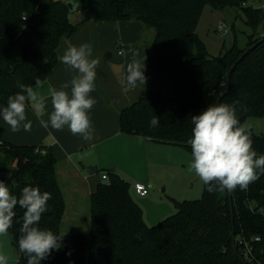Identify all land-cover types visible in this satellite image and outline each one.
<instances>
[{"label":"trees","instance_id":"16d2710c","mask_svg":"<svg viewBox=\"0 0 264 264\" xmlns=\"http://www.w3.org/2000/svg\"><path fill=\"white\" fill-rule=\"evenodd\" d=\"M74 1L85 20L140 21L155 31L154 57L171 80V94L154 89L123 109V132L191 151V116L209 104L234 105L244 124L251 116L264 117V32H258L264 11L245 6L247 0ZM207 4L243 10L252 28L245 45L235 35V44L224 53L208 52L197 33ZM72 13L63 0H0V109L20 91L18 82L33 87L52 73L61 42L79 25L71 20ZM253 45L228 82L232 65ZM153 116L160 118L155 128L150 127ZM249 134L257 155H264V135ZM56 164L53 151L44 145L0 144V181L14 195L27 185L52 195L37 226L63 237L62 247L40 264H264V175L246 190L232 191L234 225L229 191L210 193L205 185L200 199L177 202V213L149 225L130 182L109 169V178L92 193L91 234L65 235L66 203ZM15 211L9 232L19 249L24 210ZM17 264H27L20 250Z\"/></svg>","mask_w":264,"mask_h":264},{"label":"clouds","instance_id":"9594fccd","mask_svg":"<svg viewBox=\"0 0 264 264\" xmlns=\"http://www.w3.org/2000/svg\"><path fill=\"white\" fill-rule=\"evenodd\" d=\"M92 52L88 43L67 47L59 59L75 74L59 89L50 88L48 96L39 91V80L35 89L18 82L20 91L10 95L7 105L0 109V115L10 130L13 133L21 128L31 131L32 121L27 117L31 108L42 128L62 131L67 127L73 135L84 140L92 139L94 127L88 113L97 101L90 94L95 89L96 69L100 64L99 58H91ZM144 70V62L141 63L134 54L127 64L125 88L145 85ZM49 102L50 112L47 110ZM46 115L47 119H44ZM191 122L194 127L188 144L192 160L188 168L208 192L234 191L237 187L246 190L264 175V155H257L248 126L241 123L234 105L209 104L199 114L191 116ZM159 124L160 118L153 116L150 127L155 128ZM51 198V193L41 192L39 187L31 185L23 187L19 196L14 195L9 186L0 181V236L6 235L12 227L15 209H23L18 246L27 257V264H40L52 250L62 247L63 237L37 226L48 211ZM0 264H8V257L2 252Z\"/></svg>","mask_w":264,"mask_h":264},{"label":"crops","instance_id":"0c3cea01","mask_svg":"<svg viewBox=\"0 0 264 264\" xmlns=\"http://www.w3.org/2000/svg\"><path fill=\"white\" fill-rule=\"evenodd\" d=\"M74 23L79 25L61 42L59 55L62 56L70 45L88 43L93 49L91 58L100 60L95 89L90 94L97 103L88 113L94 127L92 139L84 140L73 135L67 127L62 131L42 128L29 108L27 117L32 121L31 131L21 128L13 133L0 115V140L14 145H44L51 149L57 159L56 175L61 189L66 183L76 186L87 182L93 193L105 181L103 175L109 169L129 182L134 180V186L143 183L150 188L156 184L155 170L159 163L169 155L170 149L176 148L174 144L154 142L123 132L120 112L154 89L171 94V80L154 57L155 31L140 21L85 20V14ZM134 54L141 63L144 62L146 83L126 89V68ZM74 74L59 60L47 79L40 82L39 91L48 96L50 88L59 89ZM47 110L51 111L50 102ZM91 166H96L98 171L91 172ZM137 174H143V177H137Z\"/></svg>","mask_w":264,"mask_h":264},{"label":"rangeland","instance_id":"374dc122","mask_svg":"<svg viewBox=\"0 0 264 264\" xmlns=\"http://www.w3.org/2000/svg\"><path fill=\"white\" fill-rule=\"evenodd\" d=\"M63 1L69 2L70 0ZM263 3L264 0H247L245 6L258 8ZM72 14V21L75 22L83 16L84 11L77 9ZM246 21L247 16L240 8L218 9L207 4L201 14L197 33L205 43L208 52L218 56L235 44V35H237L241 45L246 44L247 35L252 33V28ZM222 23L230 26L229 32L225 34L218 32L217 28ZM152 30L154 29L152 28ZM262 31L264 32V24L258 28V32ZM245 124L248 126V131L264 135V117L251 116L246 119ZM174 148L176 149H170L169 155L162 159L157 170H155L157 181L155 185L150 186L148 195L141 196L138 194L134 180L130 182L131 194L142 207L145 221L149 225H156L177 213V202L200 199L203 196L204 184L188 168L192 160L191 151L178 145H174ZM43 152L45 153V150ZM137 177L142 178L143 174H137ZM62 191L66 203V212L62 220L61 232L65 235L78 232L90 235L92 231V193L89 184L83 182L81 185L75 186L66 183ZM0 252L8 257V264H17L19 249L13 244L9 230L6 235L0 236Z\"/></svg>","mask_w":264,"mask_h":264},{"label":"water","instance_id":"95a60500","mask_svg":"<svg viewBox=\"0 0 264 264\" xmlns=\"http://www.w3.org/2000/svg\"><path fill=\"white\" fill-rule=\"evenodd\" d=\"M68 6L70 7L72 12H75L77 9H79V4L77 2H75L74 0H70L68 2ZM255 47V45L249 47L246 51H244L239 58L235 61V63L232 65V67L229 70L228 76H227V81L229 82L231 74L233 73V71L235 70V68L237 67V65L239 64V62L249 53V51H251L253 48ZM90 171L91 172H97L98 168L96 166H91L90 167ZM229 198H230V204H231V214H232V221H233V225H234V207H233V196H232V191H229ZM233 233H234V241L236 239V234H235V227L233 226Z\"/></svg>","mask_w":264,"mask_h":264},{"label":"built area","instance_id":"2783aa9c","mask_svg":"<svg viewBox=\"0 0 264 264\" xmlns=\"http://www.w3.org/2000/svg\"><path fill=\"white\" fill-rule=\"evenodd\" d=\"M245 4H246V3H245ZM258 8L264 11V3L262 4L261 7H258ZM230 29H231L230 26L227 25L226 23H222V24H220V25L218 26V28H217L218 32L221 33V34H225V33L229 32ZM0 144H3V141H2V140H0ZM108 178H109V177H108V174L105 173V174L103 175V179H108ZM135 187H136L137 192H138L140 195H148L149 192H150V188H149L146 184H143V183H136V184H135ZM256 239H258V238H256ZM249 246H250V245H249L248 243H246V247H247L248 250H250V247H249Z\"/></svg>","mask_w":264,"mask_h":264}]
</instances>
